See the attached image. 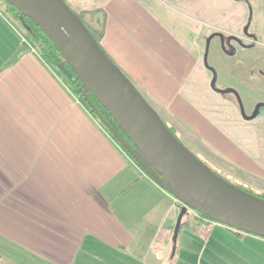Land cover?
Returning <instances> with one entry per match:
<instances>
[{
	"label": "crops",
	"instance_id": "0c3cea01",
	"mask_svg": "<svg viewBox=\"0 0 264 264\" xmlns=\"http://www.w3.org/2000/svg\"><path fill=\"white\" fill-rule=\"evenodd\" d=\"M68 2L98 28L103 50L190 150L235 177L264 181V105L247 112L235 86L217 87V78L213 85L208 46L206 52L213 37L227 54L251 47L243 70L262 71L264 47L246 44L258 39L249 31L247 0ZM178 212L0 10L6 264H264L263 237L194 212L182 217L184 231L174 240Z\"/></svg>",
	"mask_w": 264,
	"mask_h": 264
},
{
	"label": "water",
	"instance_id": "95a60500",
	"mask_svg": "<svg viewBox=\"0 0 264 264\" xmlns=\"http://www.w3.org/2000/svg\"><path fill=\"white\" fill-rule=\"evenodd\" d=\"M4 1L42 28L77 75L83 96L87 98L90 91L111 115L106 121L97 113L111 134L157 184L183 202L173 228L174 240L187 207L264 238V198L231 183L200 160L169 129L65 0ZM217 34L223 41V34ZM233 38L228 36L226 41ZM215 79L214 72L213 85Z\"/></svg>",
	"mask_w": 264,
	"mask_h": 264
},
{
	"label": "rangeland",
	"instance_id": "374dc122",
	"mask_svg": "<svg viewBox=\"0 0 264 264\" xmlns=\"http://www.w3.org/2000/svg\"><path fill=\"white\" fill-rule=\"evenodd\" d=\"M66 3L74 10L77 11L68 0H65ZM247 2L251 5V14H250V27L249 31H252L254 34H257V43L256 45H260L258 47H264V0H247ZM4 0H0V10L4 11V13L11 19V22L13 23V27L18 32H22L21 30H24V27L21 25V23L14 17L12 13H10L9 10H4L5 5ZM78 14V13H77ZM80 14V13H79ZM81 15V14H80ZM85 25L88 27V29L91 32H94L91 27V23L87 20H84ZM208 41V39H207ZM208 43V45H207ZM206 43V52L208 50V63L215 68L217 71V81L216 86L221 87L222 84L220 83H228L227 86H235L236 90L239 93V97L241 99V103L244 106L245 111H249L250 109L253 110V108L260 103L264 104V63H262L260 66L262 68V71H254L251 73L249 70L248 72H245L243 70L245 64H244V57L251 56L252 53L255 52L251 47L247 49V51L243 50L241 51L239 48L236 50L235 54H227L222 51L221 49V42L218 38L213 37L209 42ZM208 46V47H207ZM227 46V45H226ZM255 46V47H257ZM229 47V46H227ZM230 51V49H229ZM247 54V56H246ZM262 59L264 62V51L262 53ZM215 71V72H216ZM263 73V74H260ZM245 76L248 77L247 80H245ZM248 83V86L246 85ZM262 104L260 105V107ZM261 110L264 111V107H261ZM192 151V150H191ZM211 151V150H210ZM195 153V152H194ZM215 154V152L213 151ZM197 157L202 160L205 164H207L212 170L219 173L223 177H225L228 181L231 183L237 185V186H244L246 189L250 190L253 193H256L257 195H264V181L257 180L254 183V179L251 177H246L249 180H243L239 177H235V175H231L227 172H224L221 170V168H217L216 165L213 164L209 159H207L204 155L201 154V152L195 153ZM218 155V154H215ZM241 187V186H240ZM171 195V194H170ZM264 197V196H263ZM174 201V199L172 198ZM180 211V210H179ZM193 210L187 211V213L183 216V221L189 217L194 216ZM207 219L211 222L214 221L207 217ZM217 222V221H216ZM220 223V222H218ZM223 224V223H221ZM227 226L226 224H223ZM234 229L233 227H231ZM183 229V230H182ZM179 230L181 232L184 231V227L181 225L179 227ZM178 230V231H179ZM178 238V234H177ZM176 238V239H177ZM9 244H6L2 240H0V264H6L8 257H11V253L9 248L7 247ZM10 247V246H9ZM11 248V247H10ZM12 250V248H11ZM17 256L21 257V253L16 250ZM20 264V263H19Z\"/></svg>",
	"mask_w": 264,
	"mask_h": 264
},
{
	"label": "trees",
	"instance_id": "16d2710c",
	"mask_svg": "<svg viewBox=\"0 0 264 264\" xmlns=\"http://www.w3.org/2000/svg\"><path fill=\"white\" fill-rule=\"evenodd\" d=\"M4 10H9L10 13L14 15V17L21 23L24 27V30H21V35L24 37L25 41L35 49L39 55L53 68H55L61 76L67 81L71 90L79 97V99L86 104L88 109L94 113L96 117L99 118L102 125L106 128L103 120L106 121L111 120V115L109 112L100 104V102L96 99V97L90 92L87 91V98L83 96V89L80 80L77 75L70 67V65L64 60L63 56L59 52V50L55 47L54 43L50 40L47 34L42 30V28L30 17L22 14L15 6L12 4L5 2ZM4 13V11H1ZM5 14V13H4ZM6 15V14H5ZM79 17L84 19L79 15ZM9 18V17H8ZM10 19V18H9ZM11 20V19H10ZM85 23V22H84ZM94 32H91L93 36L99 43L98 40V28L92 29ZM87 100L91 101V104L87 103ZM94 105L95 108L92 107ZM97 113L101 114L100 118ZM167 125V124H166ZM169 129L177 135V133L169 126ZM178 136V135H177ZM219 174V173H218ZM222 176V175H221ZM225 178V177H224ZM242 188L246 189L244 186L240 185ZM248 190V189H247ZM250 191V190H249ZM263 197L264 195H260ZM264 198V197H263Z\"/></svg>",
	"mask_w": 264,
	"mask_h": 264
},
{
	"label": "built area",
	"instance_id": "2783aa9c",
	"mask_svg": "<svg viewBox=\"0 0 264 264\" xmlns=\"http://www.w3.org/2000/svg\"><path fill=\"white\" fill-rule=\"evenodd\" d=\"M171 197L174 199V203L176 204L178 210H180L181 206L184 205L183 202H181L179 199H177L176 197H174V196H172V195H171ZM189 210H192V209L189 208V207H187V211H189ZM193 212L195 213L196 217H198V218H200V219H202V220H207V221H209V220L207 219L206 216H203V215H201L200 213H198L197 211H194V210H193ZM212 222L218 223V222H216V221H212ZM228 227H229V226H228ZM229 228L232 229L231 227H229ZM232 230L235 231V232H243V231L238 230V229H236V228H234V229H232Z\"/></svg>",
	"mask_w": 264,
	"mask_h": 264
},
{
	"label": "flooded vegetation",
	"instance_id": "af4514ba",
	"mask_svg": "<svg viewBox=\"0 0 264 264\" xmlns=\"http://www.w3.org/2000/svg\"><path fill=\"white\" fill-rule=\"evenodd\" d=\"M240 41H242V42H240V44H243V40L241 39ZM232 42L236 45V42H235V41H232ZM256 43H257V39L252 37V39L250 40V44H248V43H246V44H247L248 46H250V45H253V44H256ZM244 45H245V44H244ZM231 47L234 48L233 46L230 45V48H231ZM232 48H231V49H232Z\"/></svg>",
	"mask_w": 264,
	"mask_h": 264
}]
</instances>
